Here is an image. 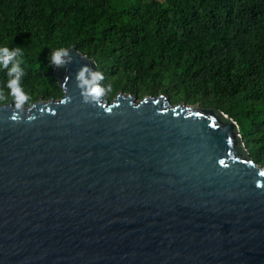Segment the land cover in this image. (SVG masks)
<instances>
[{
    "label": "water",
    "instance_id": "obj_1",
    "mask_svg": "<svg viewBox=\"0 0 264 264\" xmlns=\"http://www.w3.org/2000/svg\"><path fill=\"white\" fill-rule=\"evenodd\" d=\"M68 49L60 98L0 104V264H264V165L236 121L164 94L86 102L75 75L98 65Z\"/></svg>",
    "mask_w": 264,
    "mask_h": 264
},
{
    "label": "trees",
    "instance_id": "obj_2",
    "mask_svg": "<svg viewBox=\"0 0 264 264\" xmlns=\"http://www.w3.org/2000/svg\"><path fill=\"white\" fill-rule=\"evenodd\" d=\"M3 45L24 50L31 104L62 96L50 57L73 47L111 85L104 97L164 94L218 109L264 165V0H0ZM6 79L0 67L5 92Z\"/></svg>",
    "mask_w": 264,
    "mask_h": 264
},
{
    "label": "clouds",
    "instance_id": "obj_3",
    "mask_svg": "<svg viewBox=\"0 0 264 264\" xmlns=\"http://www.w3.org/2000/svg\"><path fill=\"white\" fill-rule=\"evenodd\" d=\"M68 48L60 47L52 51L50 62L56 67L71 62V57L68 55ZM24 50L21 46H13L9 48L7 45L0 46V67L6 70L7 79L4 88L7 92L0 89V102H7L9 97L14 103L16 110H23L26 104H31V97L25 91L22 84V78L25 75ZM75 79L77 86L80 88L81 96L84 101L89 102L96 99L106 92L111 90V85H102L100 81L104 79V75L98 69L91 67L88 64H82L76 72ZM34 117L28 116L31 120ZM9 119L18 120L19 115L13 112Z\"/></svg>",
    "mask_w": 264,
    "mask_h": 264
},
{
    "label": "rangeland",
    "instance_id": "obj_4",
    "mask_svg": "<svg viewBox=\"0 0 264 264\" xmlns=\"http://www.w3.org/2000/svg\"><path fill=\"white\" fill-rule=\"evenodd\" d=\"M160 1H163V0H160ZM111 97V96H110Z\"/></svg>",
    "mask_w": 264,
    "mask_h": 264
}]
</instances>
